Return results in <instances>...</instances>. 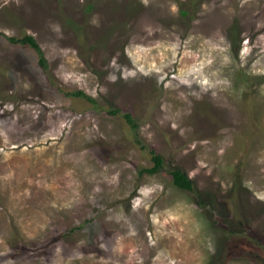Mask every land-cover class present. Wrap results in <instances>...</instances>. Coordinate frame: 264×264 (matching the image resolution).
<instances>
[{
	"label": "rangeland",
	"instance_id": "rangeland-1",
	"mask_svg": "<svg viewBox=\"0 0 264 264\" xmlns=\"http://www.w3.org/2000/svg\"><path fill=\"white\" fill-rule=\"evenodd\" d=\"M0 264H264V0H0Z\"/></svg>",
	"mask_w": 264,
	"mask_h": 264
},
{
	"label": "trees",
	"instance_id": "trees-1",
	"mask_svg": "<svg viewBox=\"0 0 264 264\" xmlns=\"http://www.w3.org/2000/svg\"><path fill=\"white\" fill-rule=\"evenodd\" d=\"M8 40L12 43H18V44H23V45H28L29 47H32L37 54L39 55V64L44 68L47 65V61L42 53V49L40 48L39 44L36 42V40L33 38L31 35H24L21 38L17 37H8ZM74 96L82 97L85 98L91 102H95L91 97L86 95L83 91L78 90L74 93H72ZM111 113L114 114H119L120 109H112L110 111ZM122 117L124 120L127 122V124L130 126L131 129L136 130L138 127V123L134 120L132 115L129 112H123L121 113ZM151 153V160L153 162L151 167L144 168L142 169V173H147V174H154L155 172L159 171L163 167V158L157 154L153 149H150ZM169 173L172 178L173 184L178 187L179 189L188 191V192H193L194 191V184L192 180L179 168H172L169 170ZM198 203L205 208L204 206L207 205L201 201L198 200Z\"/></svg>",
	"mask_w": 264,
	"mask_h": 264
}]
</instances>
